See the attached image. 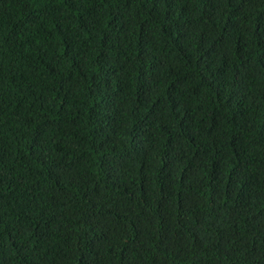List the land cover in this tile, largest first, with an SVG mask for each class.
Returning a JSON list of instances; mask_svg holds the SVG:
<instances>
[{"label":"trees","instance_id":"1","mask_svg":"<svg viewBox=\"0 0 264 264\" xmlns=\"http://www.w3.org/2000/svg\"><path fill=\"white\" fill-rule=\"evenodd\" d=\"M0 264H264V0H0Z\"/></svg>","mask_w":264,"mask_h":264}]
</instances>
